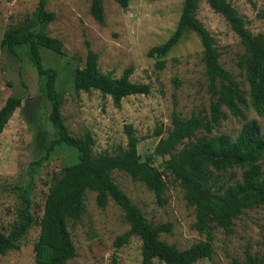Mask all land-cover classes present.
Segmentation results:
<instances>
[{"label": "rangeland", "instance_id": "374dc122", "mask_svg": "<svg viewBox=\"0 0 264 264\" xmlns=\"http://www.w3.org/2000/svg\"><path fill=\"white\" fill-rule=\"evenodd\" d=\"M183 1L128 0V5L121 7L114 0H103L105 22L100 24L89 14V0H46V8L55 13L46 30L62 40L63 53L40 50L44 65L56 69L57 98L61 101L65 125L73 135L90 132L93 153L114 154L125 148V126H132L139 139L137 151L141 160L154 159L153 164L163 171L166 201L159 204L153 191L125 171L114 169L110 175L148 221L171 223V231L162 232L159 237L178 248H186L205 235L193 226L195 210L186 203L179 181L164 169L168 155H155L154 147L170 130L173 111L183 118L195 114L210 119L212 96L201 59L203 46L195 29L184 30L163 56L162 68L155 65L160 57L149 56L148 50L173 33ZM227 1L244 17L251 33H264V0ZM36 4L37 0H0V37L9 26L24 24ZM195 17L213 37L219 62L239 81L242 96L238 115L230 114L221 106L228 112L227 117L219 119L210 132L200 130L196 135L226 134L233 139L249 119H255L264 128V103L259 110L254 108L245 72L237 64L238 56L244 51L240 37L206 0H199ZM84 39L98 53L97 63L102 72L118 77L125 67L131 66L130 79L148 83L150 92L127 95L116 105L111 96L97 89L76 91L73 69L84 62ZM9 95H21V102L0 132V231L7 233L17 218L21 206L19 186H31V211L35 221L17 249L0 255V264H34L37 221L48 187L60 176L64 165L77 160V151L65 144L49 147L56 130L48 120L50 103L45 93V79L38 75L25 45L15 46L12 51L0 46V106ZM259 162L264 173V152ZM242 171L241 167H230L213 170V175L217 185H231L241 179ZM84 203L81 218L67 225L76 251L67 264H141V239L137 235H131L118 248L113 246L115 237L129 228L123 210L112 199L99 207L94 191L85 193ZM213 236L211 257L201 258L195 264H232L233 258H243L245 250L261 252L264 204L245 208L233 219L229 234L213 227ZM153 264L166 263L154 259Z\"/></svg>", "mask_w": 264, "mask_h": 264}, {"label": "trees", "instance_id": "16d2710c", "mask_svg": "<svg viewBox=\"0 0 264 264\" xmlns=\"http://www.w3.org/2000/svg\"><path fill=\"white\" fill-rule=\"evenodd\" d=\"M114 1L121 7L128 5V0ZM206 1L214 11L227 19L240 37L244 51L238 56L237 64L245 72L252 105L259 110L264 103V33H251L244 17L229 1ZM198 2L184 0L173 33L164 42L148 50L149 56L160 57L155 65L162 68L165 63L163 56L176 44L187 27L198 32L203 46L201 59L212 96L210 119L195 114L183 118L173 111L170 130L165 137L159 138L154 147L155 155H168L164 160V169L179 181L186 203L195 210L193 226L205 235L204 239L186 248H178L160 239V233L171 231V223L148 221L110 175L114 169L125 171L153 191L159 204L166 201L163 195V171L153 164L154 159L141 160L137 151L139 139L132 126H125L126 147L111 154L106 151L93 153L90 132L73 135L65 125L61 101L57 98L56 69L44 65L40 52L41 48H45L57 54L63 53L62 40L51 36L46 30L48 23L55 18V13L46 8V0H37L24 24L9 26L3 31L0 46L12 51L15 46L25 45L38 75L45 79V93L50 103L48 120L56 130L50 149L54 145L65 144L77 151V160L64 165L60 176L48 187L42 214L37 221L39 232L33 244L34 264H67L68 259L76 255L67 225L69 221L79 220L84 214L87 191L95 192V202L99 207L112 199L123 210L129 228L115 237L113 246L118 248L127 243L131 235H137L141 239V264H153L154 259L166 264H195L201 258H209L214 250L213 227L229 234L232 232L233 219L245 208L264 204V173L259 162L264 152V128L255 119H249L242 124L233 139L226 134L196 135L200 130L210 132L219 119L227 117L228 112L238 115V103L242 100L239 81L221 65L213 37L195 17ZM88 11L98 23L105 22L103 0H89ZM84 44V62L73 69L72 82L76 91L97 89L111 96L116 105L127 95L150 92L148 83L130 79L131 66L125 67L118 77L102 72L97 63L98 53L90 47L87 39H84ZM175 81L178 84L177 79ZM20 102L21 95L6 97L0 106V132ZM156 134L159 135L160 130ZM184 140L186 142L177 150ZM230 167L243 168L241 179L231 185H217L213 170ZM19 189L21 206L17 218L7 233L0 231V255L10 249H17L19 241L35 221L31 211V186L27 184L19 186ZM232 264H264V241L261 252L245 250L243 258H233Z\"/></svg>", "mask_w": 264, "mask_h": 264}]
</instances>
